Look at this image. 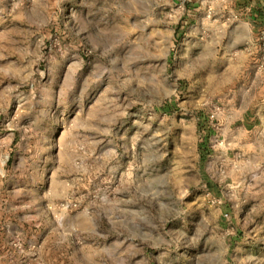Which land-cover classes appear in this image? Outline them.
<instances>
[{
	"label": "rangeland",
	"instance_id": "rangeland-1",
	"mask_svg": "<svg viewBox=\"0 0 264 264\" xmlns=\"http://www.w3.org/2000/svg\"><path fill=\"white\" fill-rule=\"evenodd\" d=\"M184 4L0 0V264H115L125 229L157 264L237 263L247 241L264 263L199 170L217 109Z\"/></svg>",
	"mask_w": 264,
	"mask_h": 264
},
{
	"label": "crops",
	"instance_id": "crops-1",
	"mask_svg": "<svg viewBox=\"0 0 264 264\" xmlns=\"http://www.w3.org/2000/svg\"><path fill=\"white\" fill-rule=\"evenodd\" d=\"M183 6L187 12L213 13L211 18L197 14L195 19L187 21L190 26L205 31L201 40L190 39L186 44L187 53L201 54L203 61L195 75L204 86L196 92L202 95V104L217 109L207 133L212 134L216 144L211 149L200 147L199 170L205 183L219 189L216 193L219 202L230 211L227 233L232 237L261 236L264 233V73L258 71L257 63L258 34L264 28V0H185ZM199 120L198 124H204ZM200 131L205 134L204 130ZM212 171L216 172L214 176L210 174ZM126 200L132 203L133 198ZM229 204L235 207L233 212L227 208ZM130 223L138 227L134 219ZM133 231L125 229L119 234L121 247L116 251L120 261L115 264H157L149 244L141 243L139 233ZM237 245L235 250L243 252L244 259L240 256L233 264H251V256L246 253H250L252 242ZM255 264H264L263 258L256 259Z\"/></svg>",
	"mask_w": 264,
	"mask_h": 264
},
{
	"label": "built area",
	"instance_id": "built-area-1",
	"mask_svg": "<svg viewBox=\"0 0 264 264\" xmlns=\"http://www.w3.org/2000/svg\"><path fill=\"white\" fill-rule=\"evenodd\" d=\"M258 49H259V61L257 63V69L260 73H264V28L260 30L258 34ZM227 216L226 213H224Z\"/></svg>",
	"mask_w": 264,
	"mask_h": 264
}]
</instances>
